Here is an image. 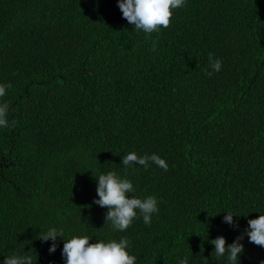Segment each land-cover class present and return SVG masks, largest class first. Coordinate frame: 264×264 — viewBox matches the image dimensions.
I'll return each mask as SVG.
<instances>
[{
  "label": "trees",
  "instance_id": "1",
  "mask_svg": "<svg viewBox=\"0 0 264 264\" xmlns=\"http://www.w3.org/2000/svg\"><path fill=\"white\" fill-rule=\"evenodd\" d=\"M153 41H156L155 48ZM209 53L222 61L205 74ZM11 84L0 127V264L30 252L65 264L63 239L123 237L136 264H262L248 220L264 215V0H186L168 28L146 34L117 0H0V85ZM156 154L125 168L123 156ZM129 179L128 193L157 199L146 225L137 210L121 232L93 203L98 175ZM231 211L238 227L224 223ZM63 229L52 241L39 238Z\"/></svg>",
  "mask_w": 264,
  "mask_h": 264
},
{
  "label": "clouds",
  "instance_id": "2",
  "mask_svg": "<svg viewBox=\"0 0 264 264\" xmlns=\"http://www.w3.org/2000/svg\"><path fill=\"white\" fill-rule=\"evenodd\" d=\"M186 0H117L118 7L122 12V17L131 25L134 30L143 31L146 34L159 32L161 28H168L174 9L184 6ZM156 41H153L155 48ZM209 67L212 71L205 69V74L211 77L214 72H219L222 67V61L214 58L213 53L208 56ZM11 88V84L0 85V97L5 96L6 89ZM9 110L8 103L0 104V127L14 128L16 121L9 123L7 119ZM154 163L158 167L168 171V165L164 159L156 154L138 156L135 152H129L123 156L122 165L125 168L133 165L142 166L145 170L149 163ZM96 193L99 199L93 201L101 208H107L105 215L106 224H110L114 229L121 232L127 230L137 216V210L143 218L146 225L151 224L153 213H158L157 199L148 196L144 199L132 196L128 193H134L135 189L132 182L127 178H121L116 172L110 171L107 174H100L98 178ZM234 215L231 211L224 216V223L230 226L238 227L233 221ZM248 229L245 234L249 242L264 248V215H259L256 219L248 220ZM64 236L63 229L56 227L50 228L45 234L40 236L43 242L52 241L49 253H55L57 250L56 240ZM243 235L237 237L232 244L227 245L223 236L217 237L210 243L214 245L215 255L219 258L227 252L229 264H238L239 257L244 252V245L241 243ZM130 242L126 238H121L119 242L111 240L109 242L97 241L90 243V237L87 235L73 236L70 239H63L62 257L65 264H136V257L132 256L126 250ZM4 264H33L30 252L24 255L13 254L4 260ZM179 264H188V258L179 260ZM205 264L207 260L205 259ZM264 264V262H262Z\"/></svg>",
  "mask_w": 264,
  "mask_h": 264
}]
</instances>
